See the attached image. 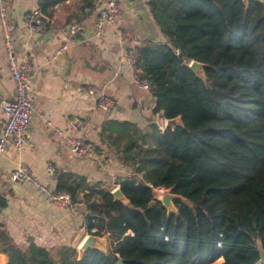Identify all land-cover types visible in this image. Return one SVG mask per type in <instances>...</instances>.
I'll return each instance as SVG.
<instances>
[{"label": "trees", "instance_id": "obj_1", "mask_svg": "<svg viewBox=\"0 0 264 264\" xmlns=\"http://www.w3.org/2000/svg\"><path fill=\"white\" fill-rule=\"evenodd\" d=\"M59 1L40 0L39 11L49 17ZM144 3L163 39L135 45L136 75L148 84L151 114L178 115L182 126L103 121L100 131L120 143L117 159L128 168L114 182L127 202L67 171L54 173V189L82 202L85 230L106 232L105 250L88 248L77 258L69 245L19 246L0 230L3 264H208L219 257L220 264H257V247L264 250V0ZM190 60L202 64L201 76ZM153 187L180 196L173 211Z\"/></svg>", "mask_w": 264, "mask_h": 264}, {"label": "crops", "instance_id": "obj_2", "mask_svg": "<svg viewBox=\"0 0 264 264\" xmlns=\"http://www.w3.org/2000/svg\"><path fill=\"white\" fill-rule=\"evenodd\" d=\"M105 1L91 0L89 10L81 9L82 0L59 1L53 5L50 16L42 18L45 28L38 30L31 14L39 11L40 0H4V14L12 25L15 55L29 65L27 95L32 103L25 145L18 150L8 144L0 153V198L4 201L0 205V230L19 246L32 240L45 247L69 245L75 249L87 232L82 202L68 206L48 203L41 192L26 182L10 180L9 172L17 163L25 164L31 174L51 190L55 180L45 170L48 163L54 173L67 171L81 175L88 185L99 183L98 188L110 191L117 186L116 179L128 173V168L117 159L120 143L116 145L106 137V132L100 131L103 121L126 120L142 128L149 119L157 122L161 118L150 112L149 91L132 83L133 72L122 60L126 45L119 31L124 28L133 31L135 45L163 37L144 0H115L121 12V24L106 25L101 34L96 35L94 17ZM72 20L81 23L79 31L73 35L66 28ZM62 45L65 48L59 49ZM88 86L96 87V94L89 95ZM99 92L114 98L113 107L106 112L94 107ZM11 94L12 81L0 25V98H10ZM2 118L0 110V121ZM71 119L79 122L71 134L95 143L92 158L74 155L55 136L54 127L66 130ZM5 260V253L0 251V264ZM215 261L220 264L222 258Z\"/></svg>", "mask_w": 264, "mask_h": 264}, {"label": "built area", "instance_id": "obj_3", "mask_svg": "<svg viewBox=\"0 0 264 264\" xmlns=\"http://www.w3.org/2000/svg\"><path fill=\"white\" fill-rule=\"evenodd\" d=\"M44 15L39 11H33L31 20L34 27L43 30ZM94 30L96 35H100L106 25L119 26L121 24V12L119 5L115 0H106L98 8L94 17ZM0 25L2 28L3 51L9 76L12 81V94L10 98H0V110L3 118L0 121V153L6 145L11 144L16 149H21L25 145V134L27 132L32 103L27 95L29 87V65L24 60L17 59L11 37L12 25L6 19L4 14V0H0ZM81 27L79 20H72L66 25L67 32L71 35L77 33ZM134 32L126 28L119 31L121 41L126 45L122 60L129 66L133 72L132 83L142 89L148 90V84L144 79L137 77L138 68L135 65L136 48L133 44ZM65 48L64 45L59 49ZM86 92L94 95L97 92L96 87L88 86ZM114 105V98L110 95L98 93L94 99V107L100 111H108ZM79 122L71 119L68 122L66 130L54 127L55 136L61 143L69 149L74 155L82 158H92L95 154V143L83 136L71 134V131L77 128ZM45 170L50 177L54 176V170L51 164H46ZM9 178L13 181L26 182L34 189L41 192L48 203L53 205L68 206L69 196L64 191L51 190L39 182L30 172L29 168L23 163H17L9 172ZM96 229L93 227L91 232ZM100 235L106 232L101 231Z\"/></svg>", "mask_w": 264, "mask_h": 264}, {"label": "water", "instance_id": "obj_4", "mask_svg": "<svg viewBox=\"0 0 264 264\" xmlns=\"http://www.w3.org/2000/svg\"><path fill=\"white\" fill-rule=\"evenodd\" d=\"M241 1L242 3H246L247 0H241ZM188 67L195 73V71L198 68L200 69L202 68V64L195 60H190L188 63ZM163 124L164 126H169L170 128H173L174 126H182L181 120L178 115L163 119ZM137 181L140 182L141 181L140 178ZM166 189L167 190L163 191L161 193V196L157 198V200L163 206L165 211L169 212L175 209L171 200L173 198H178L180 196L178 194L171 192L169 188H166ZM110 193L113 199L126 202V199L124 195L121 193V191L119 190L118 186L113 187L110 190ZM88 248L97 249L103 252L105 250L104 238L98 234L86 233L75 247L77 258L80 257L81 253ZM257 249H258L259 256H258L256 263L260 264L264 260V250L260 246H258ZM115 264H122L121 258H117L115 261Z\"/></svg>", "mask_w": 264, "mask_h": 264}, {"label": "rangeland", "instance_id": "obj_5", "mask_svg": "<svg viewBox=\"0 0 264 264\" xmlns=\"http://www.w3.org/2000/svg\"><path fill=\"white\" fill-rule=\"evenodd\" d=\"M195 73L197 74V75H199V76H201L202 75V71H201V69L200 68H198L196 71H195ZM156 124L158 125V128H160V129H162L163 128V126H164V124H163V118L161 117V118H159L158 120H157V122H156ZM165 190H167L166 188H164V187H153L152 188V194H153V196H155L156 197V199L157 198H159L160 196H161V193L163 192V191H165ZM172 201V200H171ZM107 239L105 240V245L107 246ZM210 264H217V261H212V262H210ZM260 264H264V260L262 261V263H260Z\"/></svg>", "mask_w": 264, "mask_h": 264}, {"label": "bare ground", "instance_id": "obj_6", "mask_svg": "<svg viewBox=\"0 0 264 264\" xmlns=\"http://www.w3.org/2000/svg\"><path fill=\"white\" fill-rule=\"evenodd\" d=\"M127 202V201H126Z\"/></svg>", "mask_w": 264, "mask_h": 264}]
</instances>
